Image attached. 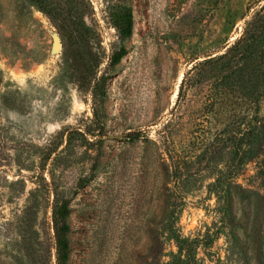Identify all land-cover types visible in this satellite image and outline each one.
<instances>
[{"label":"rangeland","instance_id":"rangeland-1","mask_svg":"<svg viewBox=\"0 0 264 264\" xmlns=\"http://www.w3.org/2000/svg\"><path fill=\"white\" fill-rule=\"evenodd\" d=\"M0 264H264V0H0Z\"/></svg>","mask_w":264,"mask_h":264},{"label":"trees","instance_id":"trees-1","mask_svg":"<svg viewBox=\"0 0 264 264\" xmlns=\"http://www.w3.org/2000/svg\"><path fill=\"white\" fill-rule=\"evenodd\" d=\"M114 26L116 27L120 35L124 37H130L133 33V17L131 13H123L116 15L114 18ZM124 55L125 52H122V54H120L118 60L115 63L120 62ZM139 136V134L134 135L135 138H138Z\"/></svg>","mask_w":264,"mask_h":264},{"label":"water","instance_id":"water-1","mask_svg":"<svg viewBox=\"0 0 264 264\" xmlns=\"http://www.w3.org/2000/svg\"><path fill=\"white\" fill-rule=\"evenodd\" d=\"M127 137V134H116L109 136L110 139L123 140Z\"/></svg>","mask_w":264,"mask_h":264}]
</instances>
